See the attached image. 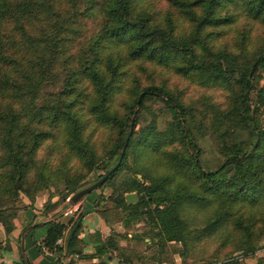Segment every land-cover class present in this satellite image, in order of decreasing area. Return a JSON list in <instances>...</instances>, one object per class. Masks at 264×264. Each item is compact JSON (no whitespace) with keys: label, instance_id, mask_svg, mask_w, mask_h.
Masks as SVG:
<instances>
[{"label":"rangeland","instance_id":"1","mask_svg":"<svg viewBox=\"0 0 264 264\" xmlns=\"http://www.w3.org/2000/svg\"><path fill=\"white\" fill-rule=\"evenodd\" d=\"M85 1L55 0L51 12L33 11L22 18L20 24L26 30V35L34 41L30 46L24 41L22 44L16 43L19 39L16 31L9 20L5 21L3 32L7 31V37L4 50L13 59V62L6 66L14 67L17 74H20L21 68L26 66L34 69L32 64L37 63L33 75L34 81H37L34 92L23 93L21 98H16L14 108L17 109L20 105L23 108L30 97L32 101L30 100L29 104L32 102L34 107L45 104L47 105L45 110L50 111V107L58 103L60 96L63 95L61 94L63 87L70 78L69 72L71 70L77 72L90 57L92 35L99 28L101 12L85 11L84 9H95L84 8ZM149 2V5L136 11L149 13L153 24L161 25L166 19L167 12L176 21L178 34L183 33L188 40L197 35L190 17L185 19L169 2L165 0ZM224 9L236 11L238 14L232 22L216 27L215 31L219 32L209 38L208 43L198 39L193 46L194 59L183 64L182 69L174 67L181 61L163 65L141 57L133 62H127L124 67L128 71L125 76L119 77L120 89L114 93L110 103L111 110L119 116H124L128 113L127 106L132 99L135 98L136 101L139 99L142 104L135 103L134 113L130 114V119H134L133 136L137 137L142 129L148 130L146 128L154 126L155 131L162 133L159 150L170 152L182 160L197 153L196 158L202 169L217 165L230 144L239 143L242 148L250 145L251 124L243 117L239 105L236 104L235 80L240 70L247 69L251 78L255 80V89H251L249 93L252 99L249 101L250 114L264 127V70L254 61L255 56L264 50V21L244 17L241 9L247 8L242 4V0H238L237 3L232 1ZM208 49L212 54L208 53ZM211 60L213 65L202 69V64ZM216 63H221L232 72L236 68V71L233 75L228 73L217 79L214 77ZM132 84L134 87L136 85L138 90L146 85L160 86L167 90L182 103L186 128L182 129L176 125L164 105L161 98L163 95L141 96L142 90L137 95L134 93L131 95L129 87ZM75 85L74 92L82 88L85 93L90 92L92 86L89 80L81 78V75ZM85 105L86 97H82L79 104L82 112H85ZM83 117L87 120L84 133L89 134L88 141L93 145L99 157L98 161L87 169V165L81 164L77 157L67 154L61 135L56 133L54 137L47 138L34 154L29 155L31 160L28 162L29 168L22 185L33 192V199L19 192L13 204L16 206V214L19 209L28 206L37 205L50 209L54 204H64V196L71 191L65 186V182L76 180L75 190L72 192L74 193L95 182L115 163L122 147L118 150V156L115 154L107 165H102V160L105 161L108 150L116 138V128L97 124L90 116L87 117V114H83ZM130 121L124 129V137L128 134ZM35 125L38 126L37 119L31 122V126ZM50 127L46 119L39 125L41 130H50ZM186 133L188 136L185 137ZM138 153L137 159L133 160V154L129 152L125 160L126 166L112 178L111 183L104 184L107 177L90 191L94 193L96 204L100 207H111L113 203L107 197L112 193V188L119 182H128L129 176L147 184L149 182L142 174L156 178H165L169 174L160 154L149 153L146 149H140ZM253 163L260 172H264L261 156ZM134 166L141 167L143 172H134ZM234 167H230L229 173H232ZM186 177L171 178L168 186L185 187L190 184L192 187L199 186L200 189L203 187V181L195 179L193 175L186 174ZM15 184L20 185L17 180ZM230 188L228 184L216 187V198H221L222 193L226 194ZM53 196H56V199L51 204L50 198ZM230 203L232 204L227 220L215 228H207V219L212 216L213 204L209 207L185 204L180 211V218L186 224L187 235L185 241L167 244L172 251L163 252L165 264H264L258 260L264 257V201L259 200L254 204L242 200ZM117 214L119 212L113 213V216ZM129 230L132 234L140 233L138 230L145 231L144 237L150 235L144 226L135 223H132ZM139 238L143 239V234ZM155 240L152 238L149 244L146 239L142 247H145L144 250H147L148 254L156 257L159 250L155 246Z\"/></svg>","mask_w":264,"mask_h":264},{"label":"trees","instance_id":"2","mask_svg":"<svg viewBox=\"0 0 264 264\" xmlns=\"http://www.w3.org/2000/svg\"><path fill=\"white\" fill-rule=\"evenodd\" d=\"M54 1L0 0V226L5 232L12 228V219L16 215V206L13 204L19 192L33 199V192H30L22 184L26 179L28 162L31 160L29 155L34 154L44 140L54 137L56 133L61 135L67 154L77 157L81 164L87 165V169L92 167L99 157L93 145L88 141L90 140L89 134L87 136L84 133L87 120L83 114H87V117L90 116L97 124L113 126L117 131L105 161L102 160V165H107L115 154L118 156V150L122 147L125 138L123 136L124 129L128 125V121L131 120L130 114L134 113L133 106L135 103L142 104L141 101L137 102L135 98L132 99L127 106L128 113L124 116H119L111 110V100L121 85L119 77L125 76L128 71L124 67L127 62H133L141 57L163 65L181 61L180 64L177 63L174 66L180 70L183 68V64L194 59L193 46L198 39L208 43V39L219 32L215 31L216 27L232 22L238 14L236 11L224 9L232 1L237 3L238 0H165L176 7L185 19L190 17L193 22L197 35L188 40L183 33H177L176 21L167 12L166 19L157 26L150 21L149 13L136 11V9L141 10L149 5L150 0H86L84 8L95 7V9H84L85 11L101 12L99 28L92 35L90 57L77 72L72 70L69 72L68 77L70 78L67 79L66 86L63 87L65 91L62 90L61 94L63 95L60 96L58 103L50 107V111L45 110L47 107L45 104L40 107H34L32 102L29 104L30 100L32 101L30 97L23 108L20 105L16 109L13 106L16 98L19 99L23 93H33L35 90L37 81H34L33 75L37 63L32 64L34 69L26 68V66L21 68L20 74H17L14 67L6 66L12 63L13 59L4 50L7 37V31L3 32L4 23L6 20L12 23V28L19 38L16 43L22 44L24 41L30 46L34 41L26 35V30L20 21L33 11L51 12ZM141 3L144 4L141 5ZM242 4L247 8L241 9L244 17L264 21V0H242ZM254 6L256 9H253ZM209 52L212 54L210 49H208ZM254 61L264 70V50L255 56ZM210 65H213L212 60L203 63L202 69H206ZM235 71L236 68L232 72L231 69L229 70L219 63L216 65L214 77L220 79L222 75L228 73L233 75ZM80 75L81 78L88 79L92 85L90 92L85 93L82 88L74 92L75 82L78 81ZM235 82L237 84L236 104L239 105L243 117L251 124L250 145L242 148L239 143L230 144L223 159L217 165L213 168L202 169L196 158L197 153L182 160L170 152L159 150L162 133L155 131L154 126L146 128L148 130L142 129L141 134L134 137L133 119L123 155L104 182V184L111 183L112 178L123 170L129 152L133 154V160L137 159L140 149L161 155L169 173L166 175L169 177L166 175L167 178L146 177L145 174H142V177L149 182L146 184L129 176L128 182L116 184L112 188V193L107 197L113 205L99 210L108 218L123 221L126 226L142 221L146 232L150 233L147 242L150 244L152 238L156 239L154 243L159 250V255L155 257L149 254L155 264H165L162 254L165 250H170L171 253L172 249H169L167 245L169 242L185 241L186 224L180 218V211L185 204L208 207L213 204L212 216L207 219V228H215L227 220V214L230 212L229 207L232 204L230 202L242 200L248 204H254L259 200L264 201V172H260V169L253 163L257 157L261 156L262 169L264 170V127L258 124L255 117L250 114L251 104L249 101L252 99L249 93L251 89H255V80L245 69L239 71ZM133 85L129 87L131 95L133 93L137 95L140 90L143 92L141 96L163 95L161 98L164 105L176 125L181 126L182 129L186 128L184 107L167 90L155 85H146L138 90L136 85L135 87ZM82 97H86L85 112L79 108ZM19 102L21 104V100ZM34 119H37L38 126H31ZM43 119L49 122L50 130L39 128ZM186 136H188L187 133ZM231 166L235 167L232 173H229ZM134 172H143V170L139 166H134ZM186 174L193 175L195 179L203 181V187L200 189L199 186L192 187L190 184L185 187L168 186L171 178L186 177ZM16 180L19 182V186H16ZM225 184L230 185L231 188L226 194L222 193L221 198H216V187ZM75 185L76 180L65 182V186L69 187L71 191L66 193L63 201L75 190ZM129 191L135 192V202L127 203L124 200V193ZM117 212L119 214L113 216V213ZM65 225L55 218L42 239L43 243L48 247L53 246L54 240L62 233V228ZM79 227V219H75L68 237L70 245ZM142 230L138 231L140 232L138 234L131 233L128 237L131 242H128L130 244L125 247H120L114 236H126V234L113 232L106 237L97 250L102 253L105 250L116 249V254L121 262L145 264L148 253L147 250H144L145 247H142V243L145 241V231ZM141 234H143V239L139 238ZM258 260L264 262V257H260Z\"/></svg>","mask_w":264,"mask_h":264},{"label":"crops","instance_id":"3","mask_svg":"<svg viewBox=\"0 0 264 264\" xmlns=\"http://www.w3.org/2000/svg\"><path fill=\"white\" fill-rule=\"evenodd\" d=\"M83 198L79 199V208L72 220L71 215L64 212L65 203L54 204L50 209L37 205L19 209L8 232L0 226V264H95L97 261H108L110 264H140L121 262L116 249L99 253L98 247L113 232L126 234L114 236L120 247L130 244L128 237L131 235L129 227L132 224L126 226L119 219L113 220L101 214L99 210L103 206L96 204L94 193L90 192ZM55 199L56 196L50 198L51 204ZM55 218L66 224L62 231L66 228L69 231L62 243L55 244L54 240L53 246L48 247L42 239ZM75 219H79L80 227L70 245L68 237ZM135 224L143 227L142 221ZM146 239L148 241V237H144V240ZM149 262L152 264L155 261L148 254L145 264Z\"/></svg>","mask_w":264,"mask_h":264},{"label":"water","instance_id":"4","mask_svg":"<svg viewBox=\"0 0 264 264\" xmlns=\"http://www.w3.org/2000/svg\"><path fill=\"white\" fill-rule=\"evenodd\" d=\"M138 101H139V99L137 100V102ZM132 123H133V118L130 121L129 131H128V134L126 135V137L124 138V142H123V145H122V148H121V151L119 153V157H118V160L116 161V163L114 165H112L109 169H107L95 182H93V183L75 191L74 193H72L69 197V200L67 201L68 205H71V204H74L75 202H77L83 195L89 193L91 190H93L95 187H97L100 183H102L109 176V174L115 168L116 164L119 162L121 156L123 155L125 145H126L127 140H128V135L130 134L131 129H132ZM124 200L127 203L135 202V200H136L135 192H133V191L125 192L124 193Z\"/></svg>","mask_w":264,"mask_h":264},{"label":"built area","instance_id":"5","mask_svg":"<svg viewBox=\"0 0 264 264\" xmlns=\"http://www.w3.org/2000/svg\"><path fill=\"white\" fill-rule=\"evenodd\" d=\"M70 195H71V194H70ZM70 195H68V196L65 198V201H64L65 205H64L63 209H64V212H65V213L71 215V217L74 218V217H75L74 214H75L76 211H77V207L79 206L80 201L78 200V201L75 202L74 204L68 205V204H67V201L69 200ZM74 221H75V220H74ZM74 221H73V222H74ZM68 231H69L68 228L64 229V230L62 231V233H61L58 237H56V239H55V244H60V243H62V242L64 241L65 237L68 235ZM95 264H110V262H108V261H97V262H95Z\"/></svg>","mask_w":264,"mask_h":264}]
</instances>
